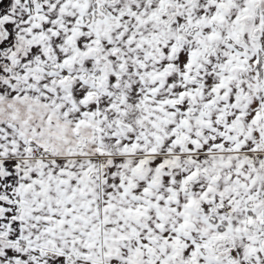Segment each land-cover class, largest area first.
Masks as SVG:
<instances>
[{"label":"snow or ice","instance_id":"1","mask_svg":"<svg viewBox=\"0 0 264 264\" xmlns=\"http://www.w3.org/2000/svg\"><path fill=\"white\" fill-rule=\"evenodd\" d=\"M0 264H264V0H0Z\"/></svg>","mask_w":264,"mask_h":264}]
</instances>
